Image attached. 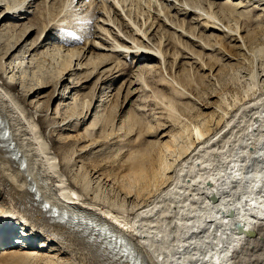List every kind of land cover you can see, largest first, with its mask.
<instances>
[{"label":"bare ground","instance_id":"bare-ground-1","mask_svg":"<svg viewBox=\"0 0 264 264\" xmlns=\"http://www.w3.org/2000/svg\"><path fill=\"white\" fill-rule=\"evenodd\" d=\"M36 1L0 0V41L16 32L0 43V257L40 264H126L94 230L95 224L126 236L145 264H264V89L234 109L228 106L235 113L222 127L220 118L229 110L220 103L212 113H196L193 122L177 132L162 133L160 138H166L158 147H139L144 126L135 113L109 128L111 117L104 111L93 113L107 98H118L119 88L112 93L98 83L126 67L120 55L133 58L131 63L146 61L138 72L173 66L184 72L188 63L178 65L180 58L198 64L201 55L224 46L219 39L243 47L239 24L253 8L264 10V0H223L218 8L211 0H43L41 7ZM31 13L32 20L23 22ZM70 14H82L87 24L74 38L84 39L83 46L50 45L49 30L63 28ZM38 27V37L49 32L13 54L23 35ZM33 51L40 56L58 53L59 65L46 77L34 72V84L26 85L16 73L28 65L24 59ZM259 69L264 83V63ZM98 74L101 99L92 106L94 95L79 92ZM168 79L173 88H180L177 79ZM17 81L25 98L16 91ZM48 87H53L50 97L44 94ZM56 93L60 102L50 111ZM173 103L169 113H177ZM217 107L221 115L214 127ZM38 112L55 120L54 131H73L93 117L82 131L59 134L66 148L54 146V137L47 133L50 124L45 128V117ZM134 129V137L125 142L124 136ZM181 136L185 140L179 143ZM110 145H116L114 158L126 149L110 160L106 171L108 156L97 159L94 150ZM83 153L86 161L78 158ZM89 167L92 175L87 179ZM91 179L107 183L119 201L107 198L106 192V198L91 192ZM55 210L57 217L67 216L51 218L48 214ZM9 240L18 247L3 246Z\"/></svg>","mask_w":264,"mask_h":264},{"label":"rangeland","instance_id":"rangeland-1","mask_svg":"<svg viewBox=\"0 0 264 264\" xmlns=\"http://www.w3.org/2000/svg\"><path fill=\"white\" fill-rule=\"evenodd\" d=\"M48 1L49 0H47V3L51 4V2H54L57 0H50V2H48ZM211 1L214 2L215 6L217 8L219 7L220 4L223 3V0H211ZM84 2H82V3H84ZM37 4H38V7H41V5L43 6V4H44L43 0H37L36 5ZM250 8L251 7H249V9ZM32 9L34 10V8H32ZM33 13L28 14L27 18L25 20H23V22H27V19L32 20L33 15L35 14V13L34 14ZM172 14H173V12H172ZM71 15L72 14H70L69 16L67 15V18H66L67 21H65L66 25L63 24V28L60 29L61 31L59 29H55V28L50 29L49 30L50 32L47 31L50 33V35H52V39H50L52 44H50V45H54V44L65 45L66 44L65 46H67V47L71 46V45L72 46H81V45L83 46V40L84 39L81 38L82 40L79 39L80 40L79 41V40L74 39V38L80 34H83V29H85V26L87 27V24L85 25L84 17L82 14H79L80 17L78 15H74V16H76L75 18H77V19H75L74 16L73 15L71 16ZM248 15H249V18L244 19L246 21L243 20L244 22L243 23L240 22V24H239L240 25L239 28L241 29L239 33L243 37V39H242L243 40V47H240L239 42L234 44L233 42H229V39H224V38L219 39L220 42L223 43L224 48L219 47V48H217L218 50H216L217 52L214 51V52H211L209 55H204V56L201 55V56H203V57L200 56L202 62L199 61L198 64L197 63L191 64V60H189L187 58H180L178 60L179 62L177 61L178 65H182V62H183V64H185L186 62L188 63L187 66H186V64H185V66L182 65L185 67L184 72H181V70H180L181 67L175 68L174 66H173L172 70H171V68L164 69V67H162L160 70L158 69L157 71H155L153 69L150 71L149 70H142V71L140 70L138 72V70H137L138 66L141 64H146V61L140 60L138 62L131 63V60L133 58L132 59L128 58L126 60L122 55H120L118 58L124 64H126V67H124L122 69L113 70L111 76H109V78L104 82V84L98 83V86L104 87V91H110L111 90L112 93L115 92V89L117 90L119 88L118 98L116 101H115V98H113V97H112L113 99H111V100H110L111 97L107 98L109 100L105 101L106 103H104V104L106 107H108L109 111L107 108H105V106H100V107H98V109L96 111H95V109L93 110L94 115H97L99 113L101 114L104 111L105 112L104 115L106 117L108 116V119H110V117H111L110 120H107L109 122L108 123L109 126H107V127L109 128L110 124L114 125V127L116 126L117 123L119 124L120 118L126 119L130 114L135 113L136 118H138L141 122V126H144L143 127L144 131L141 133V136L139 138L141 141L139 147L141 149H143V147H146V146L147 147H158V145L161 144V141L165 140V138H166V137L160 138L162 133L166 132V133L170 134V133L177 132L178 129H180L183 126V124L189 125V122L192 123L193 122L192 120L195 119V117H196L195 116L196 113L202 112L203 116L207 115L209 113H212L214 110V108H212V107H215V105H218L220 103H222L221 106L224 109V111L229 110L228 111L229 113L225 118H220V115H221V113L219 111L220 108L217 107L214 111L215 113L213 116L215 118V120L211 121V124H213V126L215 127L216 126V120L220 118V121H219L220 126L218 125V127L219 128L222 127L226 123L225 120H229L231 117L234 116L235 111H233L232 109L236 108L235 105L237 106L238 103L250 100V98L253 95L255 97L261 95L263 93L262 90L264 89V87H263L264 83H262L260 81L262 79V77H259L260 76V69H259L260 63L261 64L264 63L263 62V60H264V58H263L264 57V10L253 8L252 10H250ZM79 18L83 19V20H80ZM75 20H77V21L74 22ZM77 23L78 24L83 23L82 27H80L81 24L78 25ZM27 24H29V22ZM64 25H65V27H64ZM68 27H69V29H68ZM65 28H67V29H65ZM73 28H74V30H73ZM154 31H153V33H154ZM14 32H13V34H14ZM38 32H39V27L37 29L34 28V30H32V32H29V30H28L23 35V37L19 40V42H18L19 46L16 49V51L13 52V54L17 53V51H19V49L23 46V44H25V42L29 43V42H31L37 38L36 41L39 43V41H41L47 35V32L46 33L44 32V34L41 37H38ZM8 34H9V36H13L12 33H11L12 35L10 33H8ZM8 34H5V36L3 35L4 37L1 36L2 40L0 41V43H2V41L4 42V40H6L8 38ZM15 34H16V32H15ZM15 34H14V36H15ZM9 39H11V38H9ZM73 39H74V41H73ZM36 41H35V44H38ZM191 48H192V46H191ZM187 50L190 51V47H188ZM193 50H197V49L195 48ZM34 53L36 54V52H34V51L31 52V55L29 57H27L26 59H24L25 63H26L27 59L29 60L28 65L26 67L23 66L24 68L21 67L22 70H19L18 73H16V78H17V76L20 77V80H21V78H23L26 85L34 84V82L31 81V78L33 77L34 72L43 74L44 76L45 75L47 76L50 73H52V71H54L56 65H59V63L57 64V62H59V60H60V55L58 53L51 54V56L50 55L44 56L45 54H42L41 56H40V54L34 55ZM47 54H49V53H47ZM33 58L35 60H32V62H31V59H33ZM4 59L5 58H3V60ZM150 62L154 63V61H150ZM147 64H150V63H147ZM202 65H203V67H202ZM103 69H105V68H103ZM103 69H101L100 71H102ZM251 75H253V76L251 77ZM1 76H3V73H0V77ZM100 76H102V75L98 74V75L90 77L88 80H86V82L83 83L84 88L79 92V93L94 95L93 100H92V106L94 103H96V105H98L100 103V99H101V97L99 96L100 90H99V87L96 86L97 85L96 81L98 80V78ZM66 77L69 78V74H67L64 78H66ZM134 77H136L135 78L136 80L134 79ZM173 77H176V78H173ZM168 78L174 79V80L177 79L175 81L176 82L179 81L178 83L181 84V85L179 84L180 88L179 87L176 88L177 86L173 85L174 87L176 86L175 88L177 89V92L173 91V89H175V88H173L168 82H166ZM82 79L84 80V78H82ZM251 79H253V80H251ZM131 80H135L136 84H131L129 87V81H131ZM17 83L18 84L14 85L16 88V91L17 90L20 91L21 97L25 98V95L20 90L21 83H19L18 81H17ZM64 83H67V80L62 82V83H59L58 88H57L58 92H61L62 88L59 90V87H60V85H62ZM160 84L161 85L163 84V85L161 86ZM249 86L252 88H250ZM52 88L53 87L45 88L44 94L48 95V97H50V94L52 92ZM127 88L129 90V93H127ZM135 88H137L135 90L136 92L133 93ZM182 88L185 90L183 91ZM179 89H181V90H179ZM179 91H183L184 93L187 92V94L186 93L184 94L182 92H181L182 94L181 93L179 94ZM73 92L74 91H72L71 94H73ZM175 92L178 94H176ZM130 93H132V94L130 95ZM57 94L58 93L55 94V96L53 97V99L50 102V107H49L50 111H53L54 108L56 107V105L60 102L59 97L56 98ZM35 95H36V93H35ZM235 96H236L237 100L235 99ZM237 97H239V98H237ZM167 99H174L175 101L174 100H168V102H166ZM227 100L228 101L230 100L231 102L230 101L228 102ZM70 101H71V99H68L66 101V103L70 102ZM170 101L175 103V105H174V103H173V105L175 108V112H177L178 115H177V113H174V111H172L173 113L172 112L169 113V109H167V108H169V102ZM108 104L109 105L111 104V105L109 106ZM112 106L113 107L115 106L116 109L113 108ZM228 106L232 109H229ZM102 109H104V110H102ZM111 109H113V111ZM106 112L108 115H106ZM93 113H92L91 117L88 120H86L85 124L75 125V127L73 128L75 130H73V131L70 130L67 132V130L64 131L61 129L54 131V129H57L56 127H54L55 126V122H54L55 120L52 119L51 116L49 114H47V112L46 113L38 112L40 117L41 116H42V118L45 117V119H44L46 121V122H44V126H46L45 128H47L48 125L50 124L49 128H47V130H48L47 133H48V135L54 137V139H55L54 146H57V147L66 146V148H68L69 146L66 145V143L64 145L63 143H61L59 141L58 137H61V136H59V134L60 133L76 134L77 131H82L83 127H85L86 124L88 125L89 122L91 121V119L93 117ZM112 113H113V115H112ZM191 113H192V115H191ZM169 114H171V115H169ZM138 116H140V117H138ZM141 118H142V121H141ZM184 119H186V120H184ZM186 121H188V122H186ZM142 124H144V125H142ZM97 126L95 127V129H93L94 132H96ZM125 131H127V130L123 129L121 132L125 133ZM135 131L136 130L134 129L130 133H128L126 136H124L125 142L134 137ZM53 133H55V134H53ZM184 140H185V138H183V136H181L178 139L179 143L181 141H184ZM125 145H126V143H125ZM114 147H116V145H110L108 147H104V146L101 147L100 146L94 150L95 151L94 153L96 154L95 156H98L97 159L105 158L106 156H108V158H105V159L109 162H107L106 167H103L104 170H106V171H110L109 169H111V166H108L110 163V160L120 158L126 149V148H122L119 151L116 158H114V155L116 154ZM106 151H108V152H106ZM91 154L93 155V152ZM85 155H86V153L80 154L78 158L80 160H85L84 159ZM103 162H105V161H103ZM91 163H94V161L92 162L90 160L88 165L91 166ZM88 171H89V175L87 176V179L91 178V175H92L91 167L88 168ZM93 180L94 179L89 180V183L91 182V184H92V185L90 184L91 192L93 191L96 194H97V192H99L98 196L100 198L105 197L107 194V196H106L107 198L112 199V200L116 199L115 200L116 202L119 201V198H117L115 195H113L115 193H113L114 191L112 190L111 187H109V185L107 183H103L104 181H96V180L93 181ZM93 187H95V188H93ZM95 189H96V191H95ZM105 189L106 190L110 189V190H108L109 193L107 191H105ZM105 192H106V194H105ZM102 193L105 194V196H103ZM5 237H7V236L5 235ZM3 246H7V244L4 243ZM37 246H38V243L35 244V247H37ZM260 251H261V249L258 247L256 253H259ZM0 264H40V263L37 261L22 259V258H20V259L19 258L18 259H9V258H1L0 257Z\"/></svg>","mask_w":264,"mask_h":264},{"label":"water","instance_id":"water-1","mask_svg":"<svg viewBox=\"0 0 264 264\" xmlns=\"http://www.w3.org/2000/svg\"><path fill=\"white\" fill-rule=\"evenodd\" d=\"M101 231H105V237L108 240L109 246L116 248L120 255V261L126 264H145L143 257L136 251L132 244L128 241L126 236L111 232L107 230L103 225H95ZM241 228L240 226L238 227ZM252 230L249 231L251 233Z\"/></svg>","mask_w":264,"mask_h":264}]
</instances>
